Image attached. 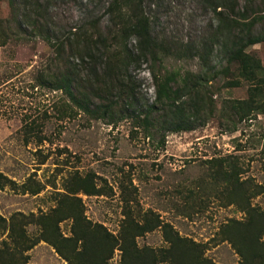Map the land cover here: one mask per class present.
Returning a JSON list of instances; mask_svg holds the SVG:
<instances>
[{
  "label": "rangeland",
  "instance_id": "obj_1",
  "mask_svg": "<svg viewBox=\"0 0 264 264\" xmlns=\"http://www.w3.org/2000/svg\"><path fill=\"white\" fill-rule=\"evenodd\" d=\"M110 1L51 0L46 15L57 33L91 25L94 35L110 41L115 30L106 10ZM210 1L143 0V10L153 35L198 43L215 23ZM9 12L7 0H0V17ZM14 36L0 45V217L5 219L0 218V264H68L42 240L23 250L40 232L36 217L54 213L63 194L79 197L83 215L114 235L125 219L142 224L157 218L202 243L216 264H239L221 230L230 219L243 220L246 214L227 200L232 181L215 177V171L219 161L227 170L231 163L237 165L251 203L264 208V113L244 119L235 113L232 105L248 96L245 81L233 84L239 78L237 65L219 49L206 62L172 53L131 64L138 105L154 102L156 77L163 79L167 72L201 77L198 89L206 112L195 118L197 126L166 131L160 122L146 121L138 105L97 117L73 106L63 90L50 86L51 47L40 37ZM134 45L129 38L128 46ZM247 51L264 65V42ZM86 174L100 193H68L76 177ZM71 226V218L58 223L64 236L71 235ZM20 233L28 238L22 243ZM136 242L155 249L166 246L160 227ZM119 262L115 249L108 263Z\"/></svg>",
  "mask_w": 264,
  "mask_h": 264
},
{
  "label": "trees",
  "instance_id": "obj_2",
  "mask_svg": "<svg viewBox=\"0 0 264 264\" xmlns=\"http://www.w3.org/2000/svg\"><path fill=\"white\" fill-rule=\"evenodd\" d=\"M7 2L10 12L0 17V45L14 35L44 40L53 51L47 68L50 86L63 90L73 106L93 117L112 116L120 106V113L128 108L137 109L138 98L128 71L131 64L159 60L172 53L176 58L197 57L206 62L217 49L229 63L237 65L239 78L233 84L239 85L242 80L248 84L247 98L232 105L239 119L264 113V65L259 57L247 51L250 45L264 42V0H243L242 3L240 0H211L215 23L209 35L198 43L176 42L153 35L151 21L143 10V0H111L108 3L106 10L115 27L110 41L102 34L94 35L91 25L90 28L76 27L65 34L57 33L46 15L51 0ZM129 38L135 40L133 48L128 46ZM156 81L154 102L138 105L145 120L152 125L154 121L160 122L166 131L195 128L197 115L206 112L204 98L199 96L201 77L175 71L167 72L163 79L156 77ZM223 163L217 162L223 170L221 173L218 168L215 177L221 175V180L232 181L227 200L240 207L246 216L243 220L227 221L221 234L239 255V264H264V208L251 203L246 181L239 178V167L231 163L227 170ZM78 191L87 195L100 193L90 174L77 176L67 190L72 195ZM80 202L79 197L63 194L52 210L54 213L36 217L40 232L23 250L42 240L68 264H109L115 249L120 251L119 264H216L205 254L202 243L179 235L169 223L154 218L140 224L128 218L118 235H114L103 224L88 220ZM66 218L72 219L70 236H64L58 227ZM157 227L162 230L166 246L158 249L138 246L137 237ZM8 230L12 236L14 227ZM20 236H23L22 243L27 237L25 233Z\"/></svg>",
  "mask_w": 264,
  "mask_h": 264
}]
</instances>
